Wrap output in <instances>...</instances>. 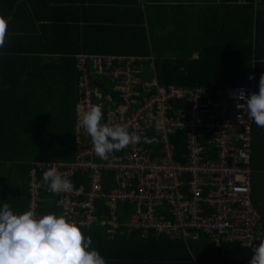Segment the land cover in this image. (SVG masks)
I'll use <instances>...</instances> for the list:
<instances>
[{
  "label": "built area",
  "instance_id": "2783aa9c",
  "mask_svg": "<svg viewBox=\"0 0 264 264\" xmlns=\"http://www.w3.org/2000/svg\"><path fill=\"white\" fill-rule=\"evenodd\" d=\"M76 68L74 158L31 163L26 210L83 221L82 230L99 225L111 237L164 234L186 242L203 236L214 246L251 248L263 240L264 218L251 201L254 121L234 96L240 89L253 93V83L212 93L202 85H162L151 54L78 55ZM90 104L102 105L103 122L125 126L139 142L98 158L77 127L78 111ZM180 133L182 152L175 145ZM49 166L73 182L71 193L47 190L42 174ZM122 207L124 220L117 215Z\"/></svg>",
  "mask_w": 264,
  "mask_h": 264
},
{
  "label": "trees",
  "instance_id": "16d2710c",
  "mask_svg": "<svg viewBox=\"0 0 264 264\" xmlns=\"http://www.w3.org/2000/svg\"><path fill=\"white\" fill-rule=\"evenodd\" d=\"M249 2L252 5L253 0ZM260 4L264 5V0H260ZM243 10L251 18V6ZM207 16L210 17L207 19ZM156 20L158 19H154V23L148 26L150 45L153 44L151 46L160 52L177 47V53L180 54L171 59L155 57L154 75L160 84L202 85L212 93L213 89L225 85L249 84L253 81L254 92H258L264 62L256 52L258 33L254 30L252 20L246 25L233 24L231 32L223 30L222 25L217 24L219 19L214 10H203L201 13L196 10L190 21L186 18L182 25L176 24L175 20L159 24ZM177 37H184L185 40L178 41ZM148 42L147 39L143 52L135 55L152 54ZM188 49L196 50L198 55L195 59L184 58L186 55L183 57L182 54H186ZM225 50H233L232 53H235L234 58H231L234 65L227 71L219 66L220 62L228 58ZM126 53L130 55L129 51ZM146 67L149 68L148 65ZM75 73L74 80L77 81L78 70ZM152 75L150 71L144 77ZM250 75L254 77L251 80L248 79ZM11 85L7 87L10 97L17 94L30 95ZM7 91L5 88L2 93ZM38 92L44 94L36 89L32 95L35 96ZM63 92V98L55 104L41 99L36 101L38 104L0 106V207L6 202L15 213L26 211V185L32 162L73 160L77 93L76 89L74 91L70 87L63 89ZM253 129L254 124L251 201L258 214L264 218V136H258ZM182 139L183 135L180 133L175 140L176 149L180 152L183 151L180 143ZM117 215L124 220L128 215L127 207L119 209ZM81 231L86 237H91V247L99 251L106 264H249L254 249L236 243L190 246V240L171 241L164 234L146 238H141L136 233L130 237H111L99 225Z\"/></svg>",
  "mask_w": 264,
  "mask_h": 264
},
{
  "label": "crops",
  "instance_id": "0c3cea01",
  "mask_svg": "<svg viewBox=\"0 0 264 264\" xmlns=\"http://www.w3.org/2000/svg\"><path fill=\"white\" fill-rule=\"evenodd\" d=\"M249 1L0 0V15L6 19L11 17L5 46L0 48V106L38 104L36 101L41 99L49 104L58 103L63 98V89H76V56L127 55V51L135 55L143 52L147 39L150 51H154L148 36V26L154 23V19H158V24L175 20L176 24L182 25L184 19L190 21L196 10L198 13L214 10L219 19L217 24L229 32L233 24L246 25L252 20L258 33L256 52L264 62V5L260 4V0H253L252 5ZM250 6L253 10L251 18L243 10ZM177 40L185 38L177 37ZM174 49L177 50V47ZM189 52L192 59L198 55L195 49ZM232 52L226 51L228 58L219 64L223 71L234 65L231 58L235 53ZM10 84L30 95L10 97L7 91ZM5 88L7 92L2 93ZM36 89L44 94L38 92L33 96ZM253 124V131L258 136H264V128ZM75 131L74 125V134ZM188 243L190 246H211L202 237Z\"/></svg>",
  "mask_w": 264,
  "mask_h": 264
},
{
  "label": "clouds",
  "instance_id": "9594fccd",
  "mask_svg": "<svg viewBox=\"0 0 264 264\" xmlns=\"http://www.w3.org/2000/svg\"><path fill=\"white\" fill-rule=\"evenodd\" d=\"M11 17L0 15V48L8 36ZM249 76L248 79H253ZM247 111V117L258 127L264 128V74L260 76L258 92L248 94L240 89L234 94ZM243 117L237 115L240 121ZM104 121L102 105H89L77 113V127L91 138L96 156L108 159L113 151H122L139 142L140 136L118 123ZM43 184L54 193H71L73 182L49 166L42 174ZM84 222H77L65 215L47 213L38 216L34 209L15 213L8 203L0 207V264H106L99 251L91 247V237L81 229ZM249 264H264V240L253 249Z\"/></svg>",
  "mask_w": 264,
  "mask_h": 264
},
{
  "label": "rangeland",
  "instance_id": "374dc122",
  "mask_svg": "<svg viewBox=\"0 0 264 264\" xmlns=\"http://www.w3.org/2000/svg\"><path fill=\"white\" fill-rule=\"evenodd\" d=\"M151 45H153V44H151ZM152 49L154 50V51H151L153 56H154V59H156V58H168V59H171V58H175L176 56L180 55V54L177 53V50H175L174 47H172L171 51H169V49L166 48L167 50H164L166 52H159L155 47H153ZM175 53H176V55H175ZM182 55H183V57L185 56V54H182ZM184 58H192V57H190L189 50L186 52V56ZM53 161H63V160H53ZM0 165H1V163H0ZM18 188H19V186L16 188V191H18ZM45 206L47 208L50 207V206H47V205H45ZM263 240H264V235H263Z\"/></svg>",
  "mask_w": 264,
  "mask_h": 264
}]
</instances>
